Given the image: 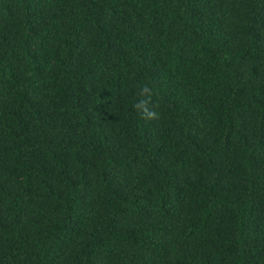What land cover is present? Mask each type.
<instances>
[{"label": "trees", "instance_id": "trees-1", "mask_svg": "<svg viewBox=\"0 0 264 264\" xmlns=\"http://www.w3.org/2000/svg\"><path fill=\"white\" fill-rule=\"evenodd\" d=\"M0 264H264V0H0Z\"/></svg>", "mask_w": 264, "mask_h": 264}, {"label": "clouds", "instance_id": "clouds-1", "mask_svg": "<svg viewBox=\"0 0 264 264\" xmlns=\"http://www.w3.org/2000/svg\"><path fill=\"white\" fill-rule=\"evenodd\" d=\"M140 95L144 98L140 99L135 105V107L140 112L142 118H148V119L156 118L158 114L150 106L152 93L148 89L147 85L141 87Z\"/></svg>", "mask_w": 264, "mask_h": 264}]
</instances>
